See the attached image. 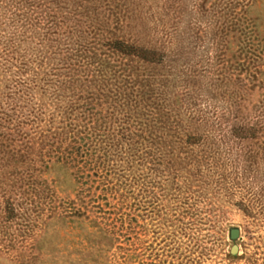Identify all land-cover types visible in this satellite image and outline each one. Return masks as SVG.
<instances>
[{"label":"rangeland","instance_id":"rangeland-1","mask_svg":"<svg viewBox=\"0 0 264 264\" xmlns=\"http://www.w3.org/2000/svg\"><path fill=\"white\" fill-rule=\"evenodd\" d=\"M0 264H264V0H0Z\"/></svg>","mask_w":264,"mask_h":264},{"label":"water","instance_id":"water-1","mask_svg":"<svg viewBox=\"0 0 264 264\" xmlns=\"http://www.w3.org/2000/svg\"><path fill=\"white\" fill-rule=\"evenodd\" d=\"M239 235H240V232L237 228H231L228 230V238H229L230 242H232V243H235L239 239ZM229 253L232 256H235L238 253V248L235 244L232 245Z\"/></svg>","mask_w":264,"mask_h":264},{"label":"trees","instance_id":"trees-1","mask_svg":"<svg viewBox=\"0 0 264 264\" xmlns=\"http://www.w3.org/2000/svg\"><path fill=\"white\" fill-rule=\"evenodd\" d=\"M128 55V54H127ZM130 55V54H129Z\"/></svg>","mask_w":264,"mask_h":264}]
</instances>
